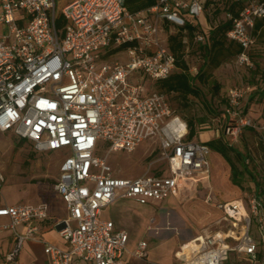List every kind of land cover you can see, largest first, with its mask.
<instances>
[{
    "label": "built area",
    "instance_id": "2783aa9c",
    "mask_svg": "<svg viewBox=\"0 0 264 264\" xmlns=\"http://www.w3.org/2000/svg\"><path fill=\"white\" fill-rule=\"evenodd\" d=\"M238 2L227 38L242 48L238 62L253 68L249 52L256 44V24L264 21V1ZM204 10L205 0H159L139 12H131L126 0H72L60 10L56 0H0V132L33 143L37 152L65 151L54 188L69 216L55 226L69 247L43 242L49 264H125L126 253L146 259L148 243L129 251V234L102 219L103 210L121 199L163 203L197 190L195 177L210 172V148L187 141L188 124L175 114L168 95L146 87L176 69L168 37L163 39L167 27L187 32ZM195 40L206 43L208 37L198 32ZM124 53L126 64L117 59ZM252 92L250 85L228 91L230 147L244 128H257L241 110ZM260 129L264 132V123ZM152 138L160 141L167 175L113 173L111 152L132 153ZM101 146L108 148L106 157L97 154ZM4 181L0 167V193ZM211 200L208 196L207 203ZM215 206L223 228L181 245L174 264H226L232 253L240 261L264 264V189ZM0 217L11 221L0 231H14L5 264H17L24 241L37 238L35 228L19 234L16 226L49 219L50 206L5 205Z\"/></svg>",
    "mask_w": 264,
    "mask_h": 264
},
{
    "label": "rangeland",
    "instance_id": "374dc122",
    "mask_svg": "<svg viewBox=\"0 0 264 264\" xmlns=\"http://www.w3.org/2000/svg\"><path fill=\"white\" fill-rule=\"evenodd\" d=\"M69 1L56 0L57 9L60 10ZM235 2L239 3L238 0H209L205 9L208 26L213 29L229 20L232 15L229 7ZM239 8L240 6H237V10ZM192 20L198 21L196 18ZM208 26L207 31H211ZM200 27L203 26L200 24ZM169 35L167 31L163 39L169 38ZM225 47L224 55L219 54V50L210 52L211 57L220 61L218 66H213L211 58L204 57L202 44L195 39L189 40L185 49V60L190 73L195 76L202 67L204 72L206 71L203 80L196 78L193 81L194 86L199 88L200 95L182 98L176 93H167L176 115L188 124L193 121L198 133H210L212 140L220 139L221 145L228 150L229 161L217 154L222 164L218 177L215 178L214 174H211L212 193L208 196H211L212 200L207 203L208 196L205 191L200 190L187 191L181 194L179 199L162 204L142 206L133 200L122 199L104 214L106 218L110 217L119 229L129 234L130 240L127 245L129 251L134 250L141 240L150 242L151 253L148 260L151 262L174 264V252L181 245L202 233L223 228L221 212L215 206L217 201L246 198L256 191L257 182L260 185L259 190L264 189V132L260 129L264 123V97L256 95L247 103L248 113L250 108L255 109L253 114L258 117L255 120L257 128H244L232 147L225 145L230 139L227 133L230 121L225 115L223 100L227 90L236 86L245 87L257 83L259 90L264 89V85L258 81L260 77H264V27L257 37V55H254L256 59L252 60L255 68L240 64L237 56H232L235 46L230 45L229 41ZM115 57L116 54L111 55L110 60L114 61ZM118 58L122 64L128 62L125 53L121 57L118 55ZM157 83L158 81H148L146 87L148 90L164 92ZM216 85L220 86L219 92ZM236 151L241 156L237 155ZM107 152V146H101L97 154L106 157ZM217 156L214 153L209 156L213 169L218 166ZM64 159L63 150L37 152L33 143L11 133L0 132V167L5 179L0 201L5 200L15 205L45 202L52 207L53 212L55 206L61 205L54 186L59 175V166ZM107 159L113 173L123 178H137L149 172L151 175L155 171L167 170V162L161 158L160 141L157 138L144 141L132 153L113 151ZM229 162L242 172L240 177L235 179L241 184L240 187L231 181ZM52 215L56 217L59 214L53 212ZM255 228L254 226L253 230ZM129 257L130 255L126 253L124 257L126 264H129ZM226 264L250 262L245 259L240 261L239 256L232 253Z\"/></svg>",
    "mask_w": 264,
    "mask_h": 264
},
{
    "label": "crops",
    "instance_id": "0c3cea01",
    "mask_svg": "<svg viewBox=\"0 0 264 264\" xmlns=\"http://www.w3.org/2000/svg\"><path fill=\"white\" fill-rule=\"evenodd\" d=\"M71 1L72 0H70L69 2H71ZM69 2H67L66 4H68ZM208 3H209V0H205V9H206V6H207ZM239 10H238V12H239ZM196 19L198 20L197 22H195L194 20H192L191 22L199 27V30H201V33H203L207 37H209L210 36V32L214 28L211 29L208 26L207 19H206V16H205V10ZM200 24L203 26L202 28L200 27ZM206 26H208L207 28L210 29L211 31H207ZM263 27H264V21H261V20L258 21L257 24H256L255 31H254V34H255V37H256V43H257L258 34L262 31ZM167 31H168V33H170L169 37L171 35H176L178 33V31L176 29L172 28V27H170V28L167 27ZM173 33H175V34H173ZM184 33H187V32H184ZM168 40H169V38H168ZM188 41H189L188 37H185L184 38V42L187 43ZM228 41L229 42H232L229 39H228ZM199 43H201V42H199ZM249 55H250V57H251V59L253 61H254V59H256L254 57V55H257V52H256V44L250 50ZM253 68H255V65L253 66ZM258 81L261 83V85H264V77H260V79ZM250 86H252L253 92L244 101L245 103H248L249 100L251 98L253 99V97L256 96V95H261V96L264 97V89H260L259 90L257 83L251 84ZM227 91H229V89ZM253 110H255L254 107L250 108L249 114L251 116H254L255 118H258L257 116H255L253 114ZM260 116H262V113H261ZM13 136H15V135H13ZM211 140H212L211 134L210 133H206V132H204V133H198V135L194 138V141L200 142V143L208 142V141H211ZM24 141H26V140H24ZM212 153L216 154V156L218 154L216 152H211L210 155ZM222 158L225 159L226 161H229V158H227V159L224 158V157H222ZM209 162H210V159H209ZM221 164H222V161L217 156V165L218 166H217L216 169H213L211 167V162H210V172L209 173H206V174H200V175H198V176L195 177V180L198 183L197 191L198 190L205 191L206 196H208V195H210L212 193V191L210 190V188H211V184H210V182H211V174H214V177L215 178L218 177L219 174H220V169L219 168H220ZM156 172L161 173V175H167L168 174V165H167V170L155 171L154 173H156ZM230 175H231V181L233 183L231 166H230ZM4 185H5V181H4ZM4 185H3V187H4ZM238 187H240V186H238ZM255 190L257 192L262 191V190H259V188H257V187H256ZM179 196L180 195L175 194L171 198H169L168 200H166L165 202H170L172 200H177V199L180 198ZM59 198H60V201H61V205L60 206H55L54 207V211H53L54 213H58L59 214L58 216L54 217L52 215V213H53L52 212V207H50V218L49 219L44 220V221H40V222L22 223V224L16 226V231L19 234H24L31 227L35 228L36 229V231H35V237L37 238V240H31V239L29 240L28 239V240H25L24 241V244H23V246H22V248H21V250L19 252V255L17 257V264H49L48 256L44 252V243L43 242H50V243L55 244V245H58V246H60L62 248H68L69 247L68 243L59 235L58 229L55 226L56 221H60V220L67 219L68 216H69V213H68V210H67V207H66L64 201L61 199V197H59ZM4 201L3 200L0 201V208L3 207V206H5L3 203H7L8 205H15V204H9L7 201H5V202ZM118 201H116L115 203H113L112 205H110L109 207H107L105 210H103V212L101 213V218L102 219L109 220V221H113L110 217L109 218H106L104 216V214H105V212L107 210L110 209L111 206H114ZM165 202H163V203H165ZM134 203H136V202H134ZM28 204H31V203H28ZM136 204H138V203H136ZM160 204H162V203H160ZM20 205H23V204H20ZM142 206H144V205H142ZM10 222L11 221H10V219L8 217H0V225H9ZM154 223H155V218H154ZM115 226H116V229L117 230H121V229H119L117 227L116 223H115ZM142 241H146L148 243L147 257H146V259H144V260H138V259H133L130 256L129 257V264H137L138 262H141V264H150V263H152L151 261L148 260V256L151 253L150 242L147 241V240H141L140 242H142ZM13 245H14V231L12 229H7V230L0 231V264H5L4 258L7 255V253H9L11 251V249L13 248ZM179 248L174 252L175 262H176V253L179 250ZM124 261H125V264H126V260L125 259H124ZM75 264H81V263H79V261H77V262H75Z\"/></svg>",
    "mask_w": 264,
    "mask_h": 264
},
{
    "label": "trees",
    "instance_id": "16d2710c",
    "mask_svg": "<svg viewBox=\"0 0 264 264\" xmlns=\"http://www.w3.org/2000/svg\"><path fill=\"white\" fill-rule=\"evenodd\" d=\"M159 0H126V6L131 12H139L141 10L150 8L156 5ZM237 6L241 8L240 3H233L231 7H229L230 13L232 16L236 17L238 15ZM63 18L61 17L58 21V26H63ZM232 20H227L226 22L220 24L219 26L215 27L211 32L210 36L208 37V42L202 43V48L204 50V57L211 58V62L213 66H218L220 61L215 59V57L210 56V52L212 50H219V54L224 55V51L226 50V42L227 39V32L232 28ZM263 25V24H262ZM261 26V25H260ZM259 26V27H260ZM187 33H184V28L180 30L176 35H171L168 40L169 49L176 57V69L174 72L165 80L159 81L157 84L159 87L164 90L163 93L170 94L176 93L180 95L182 98H188L189 96L198 97L200 95V90L198 87L194 86L193 81L198 78L203 80V77L206 75V71L204 72L203 67L197 73V75L193 76L190 73V68L188 66L187 61L185 60V49L187 47V43L184 42V38L188 37L190 41L195 39L196 33H201L199 27L192 22H189L186 26ZM230 45L235 46V50L233 51L232 56H238L242 52V48L233 42H230ZM216 89L219 92L220 86L216 85ZM167 94V95H168ZM252 99V98H251ZM225 101V109L228 106V91L223 98ZM245 103V102H244ZM249 103V102H248ZM248 106L247 103L243 104L241 110L244 114L248 113ZM249 114V113H248ZM250 115V114H249ZM251 116V115H250ZM254 120H257L254 116H251ZM188 124V123H187ZM190 126V128H189ZM188 135L186 140L187 141H194V138L198 135L196 130L195 124L193 121H190L188 124ZM203 144L207 145L210 148L211 152H216L220 154L224 158H228V150L221 145L220 139L211 140L208 142H204ZM225 145H228V141L225 142ZM237 155L241 156V154L236 151ZM230 166L232 169V180L233 183L237 186L241 184L238 183L235 179H238L242 174L241 171L232 163L230 162ZM158 176L161 173L156 172ZM256 187L260 188L259 183H256Z\"/></svg>",
    "mask_w": 264,
    "mask_h": 264
}]
</instances>
